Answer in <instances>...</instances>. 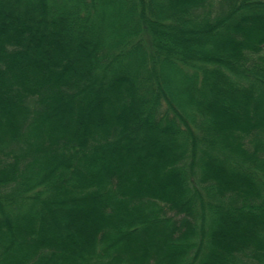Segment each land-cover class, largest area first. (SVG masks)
<instances>
[{"label":"trees","instance_id":"trees-1","mask_svg":"<svg viewBox=\"0 0 264 264\" xmlns=\"http://www.w3.org/2000/svg\"><path fill=\"white\" fill-rule=\"evenodd\" d=\"M0 264H264V0H0Z\"/></svg>","mask_w":264,"mask_h":264}]
</instances>
